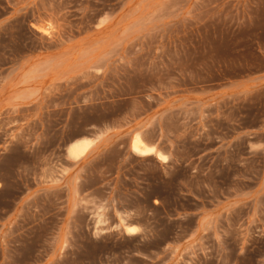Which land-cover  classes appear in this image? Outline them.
I'll return each instance as SVG.
<instances>
[{
    "label": "rangeland",
    "instance_id": "1",
    "mask_svg": "<svg viewBox=\"0 0 264 264\" xmlns=\"http://www.w3.org/2000/svg\"><path fill=\"white\" fill-rule=\"evenodd\" d=\"M0 264H264V0H0Z\"/></svg>",
    "mask_w": 264,
    "mask_h": 264
},
{
    "label": "bare ground",
    "instance_id": "2",
    "mask_svg": "<svg viewBox=\"0 0 264 264\" xmlns=\"http://www.w3.org/2000/svg\"><path fill=\"white\" fill-rule=\"evenodd\" d=\"M86 145L78 143V144H72L71 145V149H70V153L71 155H75L78 153H81L85 150ZM133 151L138 153L139 155H143V156H147L150 155L151 152V148L146 147L141 141L140 139H135V141L133 142L132 145Z\"/></svg>",
    "mask_w": 264,
    "mask_h": 264
}]
</instances>
